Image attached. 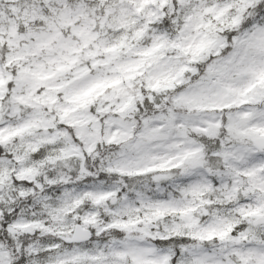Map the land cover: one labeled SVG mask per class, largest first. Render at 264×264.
Listing matches in <instances>:
<instances>
[{
  "label": "snow or ice",
  "instance_id": "6c2138e0",
  "mask_svg": "<svg viewBox=\"0 0 264 264\" xmlns=\"http://www.w3.org/2000/svg\"><path fill=\"white\" fill-rule=\"evenodd\" d=\"M0 264H264V0H0Z\"/></svg>",
  "mask_w": 264,
  "mask_h": 264
}]
</instances>
